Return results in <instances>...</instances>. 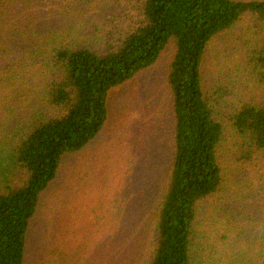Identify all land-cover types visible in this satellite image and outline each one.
<instances>
[{
  "label": "trees",
  "instance_id": "1",
  "mask_svg": "<svg viewBox=\"0 0 264 264\" xmlns=\"http://www.w3.org/2000/svg\"><path fill=\"white\" fill-rule=\"evenodd\" d=\"M156 71L173 154L151 203L98 239L44 213L112 92ZM0 264H264V0H0Z\"/></svg>",
  "mask_w": 264,
  "mask_h": 264
},
{
  "label": "rangeland",
  "instance_id": "2",
  "mask_svg": "<svg viewBox=\"0 0 264 264\" xmlns=\"http://www.w3.org/2000/svg\"><path fill=\"white\" fill-rule=\"evenodd\" d=\"M163 75L150 72L112 92L107 126L76 157L81 174L70 177L65 170L58 176L45 194L44 213L50 207L52 214L78 213L82 234L97 232L98 239L109 235L107 225L114 218L128 222L135 210L151 203L173 154ZM82 241L84 254L98 255L91 252L93 239L84 235Z\"/></svg>",
  "mask_w": 264,
  "mask_h": 264
}]
</instances>
